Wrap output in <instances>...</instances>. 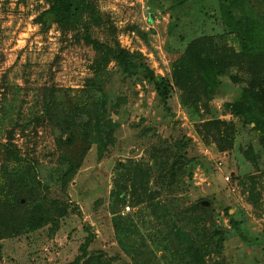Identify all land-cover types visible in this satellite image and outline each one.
<instances>
[{"label":"rangeland","instance_id":"rangeland-1","mask_svg":"<svg viewBox=\"0 0 264 264\" xmlns=\"http://www.w3.org/2000/svg\"><path fill=\"white\" fill-rule=\"evenodd\" d=\"M88 1L99 25L62 31L35 23L49 7L45 0H0V142L11 141L17 151L5 165L10 171L33 167L68 212L55 225L0 240V264H72L89 233L93 240L77 264L98 255L102 264H188L179 251L182 232L206 253L208 264H264L260 247L244 243L231 223L264 243V155L256 165L245 159L249 145L261 152L228 107L254 86L250 76L237 67L220 76L210 104L233 131L231 146L220 149L215 129L202 126V110L182 106L176 88L163 105L151 84L123 76L114 59L117 49L139 53L155 75L170 78L179 50L204 30L220 35L219 21L207 18V11L198 14L200 0L186 5L174 30L170 13L148 0ZM137 29L147 34L148 46ZM227 43L235 45L231 38ZM104 52L110 62L95 72L92 65ZM89 81L103 87L118 128L103 157L96 145L90 147L62 193L58 178L65 169L58 163L55 131L41 119V91L83 89ZM168 150L166 167L179 160L171 188L161 177ZM196 206L202 216L190 210ZM212 231L222 239H211Z\"/></svg>","mask_w":264,"mask_h":264},{"label":"trees","instance_id":"trees-1","mask_svg":"<svg viewBox=\"0 0 264 264\" xmlns=\"http://www.w3.org/2000/svg\"><path fill=\"white\" fill-rule=\"evenodd\" d=\"M45 1L49 4L48 9L34 20L44 30L52 24L62 31H74L81 25L86 26V29L91 24L99 25L100 19L88 0ZM148 1L153 9L159 8L170 13L173 20L168 27L174 30L180 26L186 5L195 0ZM206 11L210 13L207 18L219 21L222 33L213 36L204 30L188 41L179 50L180 57L171 64L170 78L155 75L139 53L130 54L117 49L114 59L123 76L132 79L134 83L142 79L151 84L163 105H167L176 88L182 106L197 113L202 110L199 117L206 121L202 126L215 129L220 149L231 146L233 131L226 122L217 118V112L210 103L218 96L220 76L224 70L237 67L247 73L254 86L242 89L238 99L228 107L245 131L257 140L261 154L255 153L252 145L243 151L245 159L256 165L257 159L264 155V0H200L198 14L207 16ZM136 32L148 46L147 34L138 29ZM228 38L235 45H229ZM109 62L110 58L104 52L93 63L92 69L100 73ZM102 91L103 87L95 81L87 82L83 89L46 87L41 91V119L55 131L58 163L65 169L58 178L62 193H65L67 184L81 167L92 145H96L99 156L103 157L108 146L114 143L118 124L109 115ZM221 127L225 128L222 130ZM169 153V150L163 153L162 172L165 176L161 177L169 179L166 184L171 188L176 184L175 170L179 160L166 167L167 161L171 159ZM16 154L11 141L0 142V159L4 161L0 167V240L32 233L50 223L55 225L58 217L68 213L66 203L51 198L49 186L38 180L33 167L18 166L12 171L7 168L5 161L17 159ZM190 210L199 211V215H203L198 206ZM231 223L244 243L258 246L264 253L263 242L246 236L236 223ZM180 235L185 240L181 242L179 251L188 255L187 263L208 264L206 253L188 242L183 232ZM210 238L221 240L222 233L212 231ZM92 240L93 234L89 233L80 247L81 257L76 258L72 264H77L79 259L86 256V248ZM101 259L99 255L89 256L84 264H102Z\"/></svg>","mask_w":264,"mask_h":264}]
</instances>
